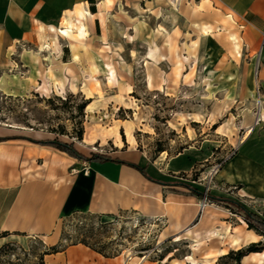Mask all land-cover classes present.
Listing matches in <instances>:
<instances>
[{
    "label": "rangeland",
    "instance_id": "rangeland-1",
    "mask_svg": "<svg viewBox=\"0 0 264 264\" xmlns=\"http://www.w3.org/2000/svg\"><path fill=\"white\" fill-rule=\"evenodd\" d=\"M216 9L224 12L209 0H180L176 6L167 0L136 1L102 14L92 39L49 31L42 40L0 52V127L9 128L7 134L39 138L57 134L85 152L103 154L115 143L135 146L136 141L138 150L149 158L160 154V159L217 139L215 159L190 174L196 183L179 182L192 188L200 182L211 194V169L229 156L227 142L234 144L264 114L258 41L252 45L237 19L235 30L243 37L239 54V38L227 35L229 29L218 25L203 35L194 25L215 24L210 14ZM148 46L158 51L151 62L144 55ZM202 202L191 242L184 240L188 232L164 237L160 220L127 211L113 221L89 213L62 217L54 245L83 243L102 255H123L132 264H232L231 258L219 256L242 244L264 242L250 229L234 226L230 232V225L246 224L232 204ZM244 204L264 218V200ZM223 235L227 240L218 238ZM49 247L36 237L21 238L0 252V264H40ZM240 264H264V249L246 254Z\"/></svg>",
    "mask_w": 264,
    "mask_h": 264
},
{
    "label": "crops",
    "instance_id": "crops-1",
    "mask_svg": "<svg viewBox=\"0 0 264 264\" xmlns=\"http://www.w3.org/2000/svg\"><path fill=\"white\" fill-rule=\"evenodd\" d=\"M109 1L0 0V52H12L19 46L35 43L40 35L62 27L66 21L74 23L77 9H82L83 23L92 39V31L100 26L102 14H112L115 6L143 0ZM209 1L222 6L224 12L216 9L210 14L215 24L196 22L195 27L203 35H206L202 33L204 29L212 33L218 25L229 29L227 35L234 34L239 38L241 54L243 37L235 30L236 21L240 20L243 24L239 28L244 29L242 34L253 46V41H258L255 42L259 52L257 78L264 95V0ZM195 9L198 11L197 6ZM226 40L232 55L236 56L230 44L232 40L227 36ZM157 52L148 46L144 50L147 62H151L152 55ZM248 128L247 134L244 133L234 144L227 142L231 151L214 174L210 195L234 199L242 204L264 200V114ZM8 129L0 127V247L29 237L52 246L59 240L57 224L62 217L89 213L99 216L102 221H113L121 212L127 211L160 220L164 237L174 238L188 232L189 236L184 240H194L197 233L195 221L200 216L203 197L207 195L206 187L200 182L195 184L198 193L179 182L196 183L190 174L203 162L215 159L213 149L220 146L217 139H205L163 159L158 158L160 154L149 158L136 148V141L135 146H125L123 141L121 145L114 144L108 154L144 167L147 174L161 181L157 183L136 168L115 160L83 161L49 145L23 138H6ZM156 160L163 161L157 163ZM86 168L87 172H84ZM202 217L203 211L200 219ZM225 226L213 229L223 230ZM234 226L248 229L246 224L239 223L230 225V232L236 228ZM218 238L227 240L224 235ZM42 262L132 264L123 255L105 256L83 243L44 254Z\"/></svg>",
    "mask_w": 264,
    "mask_h": 264
},
{
    "label": "trees",
    "instance_id": "trees-1",
    "mask_svg": "<svg viewBox=\"0 0 264 264\" xmlns=\"http://www.w3.org/2000/svg\"><path fill=\"white\" fill-rule=\"evenodd\" d=\"M87 102H88L87 100L84 101L83 104L80 105L79 109L84 108L86 106ZM6 138H23V139H27L31 142H35L38 144L49 145V146H52V147H54L60 151L65 152L67 155H69L71 157H74L76 159L83 160V161H90L92 159L115 160V161L125 163L127 165H130V166L136 168L147 179H150V180L155 181L157 183H161V181L159 179H154L149 174H147L144 170V167H141L137 164H133L130 162L121 161L116 157H112L108 153H104V154L103 153H96V152H91L90 150L88 152H85V150H83L79 146H77V144L74 140H68V141L63 140V139L59 138L57 134L53 137L39 138L37 136H34L33 134H24L23 132H16V133L8 134L6 136ZM76 138L77 139L81 138V132L80 131H78L76 133ZM159 151H162V150L159 149ZM187 187L192 191L198 192V190L195 188H192V186L190 184H187ZM206 197L211 201L215 200L218 202H225V203H229V204H232L233 206H235V209L241 213L242 219L246 223L247 228L253 230L258 235L264 236V218L259 216L257 213L248 210L241 203H239L235 200L217 197V196H213L210 194H207ZM10 244L11 243L3 244L0 247V252L4 249L8 248L10 246ZM262 249H264V242H260V241L251 242V243L246 244L245 246H242L236 250L231 249L226 254L219 256V258H221V257L231 258L232 264H240V261H241L243 256H245L246 254H248L250 252H259ZM58 250L59 249H57L55 247V245H52L51 247H49L48 250L43 252V255L47 254V253H53V252H56ZM42 259H43V257L41 258L40 264H43Z\"/></svg>",
    "mask_w": 264,
    "mask_h": 264
},
{
    "label": "bare ground",
    "instance_id": "bare-ground-1",
    "mask_svg": "<svg viewBox=\"0 0 264 264\" xmlns=\"http://www.w3.org/2000/svg\"><path fill=\"white\" fill-rule=\"evenodd\" d=\"M172 6H176L178 4V2L180 0H167ZM106 3H110L109 0H106ZM110 5V4H109ZM79 8V7H78ZM86 10V9H85ZM86 12V11H85ZM75 13V12H74ZM87 15H89V12L86 13ZM92 16V15H91ZM89 18V17H88ZM66 19V18H65ZM83 19H84V14L82 12V9H77L76 10V20L73 23L74 25L71 26V23H65L64 26L56 28V29H52L51 31H55L58 35H62L64 37H68L70 35H74L77 38H83L87 35V31L85 28V25L83 23ZM43 36V34H42ZM40 35V39L42 40L43 37ZM45 36V35H44ZM48 46V45H47ZM73 47V46H72ZM151 55V54H150ZM150 57V56H149ZM93 67V66H92ZM110 72L112 73V75H114L113 70L110 68ZM250 128H248L245 132V134H247V132L249 131ZM132 140V139H131ZM205 205V203L202 205V207ZM178 240V239H177ZM262 251V250H261ZM189 262V261H188ZM174 263V262H173ZM175 264V263H174Z\"/></svg>",
    "mask_w": 264,
    "mask_h": 264
},
{
    "label": "built area",
    "instance_id": "built-area-1",
    "mask_svg": "<svg viewBox=\"0 0 264 264\" xmlns=\"http://www.w3.org/2000/svg\"><path fill=\"white\" fill-rule=\"evenodd\" d=\"M258 121V120H257ZM256 121V122H257ZM228 157V156H227ZM226 158H222V160H220L219 162L215 163L213 166H212V171H211V175L215 174L217 172V170L219 169V167L221 166V164L225 161ZM84 172H87V168L84 169ZM207 191V188L205 189V192ZM207 197H203V201L206 199ZM204 203L201 204V206L203 205Z\"/></svg>",
    "mask_w": 264,
    "mask_h": 264
}]
</instances>
